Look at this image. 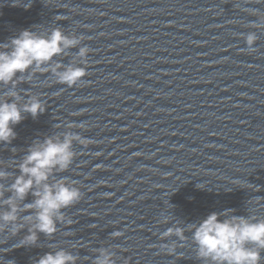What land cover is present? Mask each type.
<instances>
[{
  "label": "water",
  "instance_id": "water-1",
  "mask_svg": "<svg viewBox=\"0 0 264 264\" xmlns=\"http://www.w3.org/2000/svg\"><path fill=\"white\" fill-rule=\"evenodd\" d=\"M53 28L83 39L45 67L82 66L87 46V75L69 88L30 68L15 85L0 84V98L11 102L15 92L20 104L36 97L45 106L35 119L24 113L16 138L0 144V185L6 200L29 149L71 132L89 143L74 141L72 166L48 183L67 179L83 196L63 210L70 223L22 247L35 222H25L34 211L23 207L35 197L17 201L24 227L12 235L4 225L0 259L37 264L64 249L77 264H94L105 249L116 264H211L198 258L189 226L226 210L221 220H264V0H0V51L23 30L47 36ZM175 227L183 241L160 239Z\"/></svg>",
  "mask_w": 264,
  "mask_h": 264
},
{
  "label": "clouds",
  "instance_id": "clouds-1",
  "mask_svg": "<svg viewBox=\"0 0 264 264\" xmlns=\"http://www.w3.org/2000/svg\"><path fill=\"white\" fill-rule=\"evenodd\" d=\"M21 0H17L19 4ZM27 10L31 4H23ZM83 37H69L59 28H53L47 36L37 35L36 32L23 30L18 36L11 39V51H0V84L16 83L17 73L23 74L32 68L33 71H51L57 82L73 88L79 85L87 75V56L89 48L81 47L78 56L84 61L82 66H67L57 63L48 68L53 58L63 54L65 50L76 47ZM256 36L249 34L245 38L247 47L252 48ZM5 49L8 44L3 45ZM63 68V71L60 69ZM11 102L0 98V144H10L16 138L13 126L19 124L24 113L30 114L33 119L45 111L40 99L30 97L27 102L20 104V97L15 92L8 93ZM81 129L85 126L82 124ZM86 146L89 141L77 133L67 132L63 138H47L43 143L31 147L28 154L19 164L20 175L15 177L8 191L12 193L8 199H3L4 187L0 185V206H7L8 210L0 213V232H4V225L12 226V235H16L23 227L18 224V213L22 210L17 201H24L27 195L35 197L30 204H25L24 211H34L33 216L24 217L25 222L35 221L17 247L34 245L37 242V233L46 236L54 235L59 222L71 221L67 219L63 210L70 208L82 199L83 193L75 183L61 179L49 184V177L53 171L65 172L76 157L73 151V142ZM7 178V173L0 171V180ZM198 188L205 186L197 185ZM35 189V190H33ZM231 210L223 213L212 212L198 225L189 226L192 230V239L197 245L199 259L210 261L211 264H260L261 251L264 250V220L255 218L237 217L221 220V216H230ZM184 229L180 227L168 228L161 234V240L176 236L181 241L185 239ZM123 235L121 231H114L112 238ZM160 248L166 254H174L175 246L162 243ZM0 264H14L13 261ZM37 264H77V257L64 249L48 252L39 258ZM94 264H116L113 254L105 249L99 250Z\"/></svg>",
  "mask_w": 264,
  "mask_h": 264
}]
</instances>
